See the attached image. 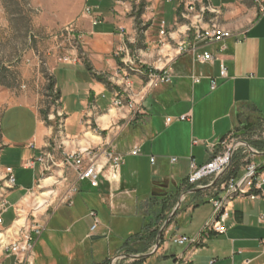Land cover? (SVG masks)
Returning <instances> with one entry per match:
<instances>
[{
  "label": "crops",
  "instance_id": "crops-1",
  "mask_svg": "<svg viewBox=\"0 0 264 264\" xmlns=\"http://www.w3.org/2000/svg\"><path fill=\"white\" fill-rule=\"evenodd\" d=\"M142 3L148 8L138 15L133 13L135 0H87L91 12L70 22L62 47L69 60L48 62L59 103L48 117H61L62 128L44 119L37 101L0 86V228L25 224L34 200V222L44 230L50 226L53 233L49 241H36L33 264H81L79 247L100 240L107 256L91 264H110L118 256L122 259L115 264H264V183L256 200L242 198L230 204L224 235L212 234L203 247L192 251L173 243L174 238L201 231L213 214L211 199L218 195L217 188L210 187L216 178L187 184L194 171L192 159L197 168L203 167L237 141L250 144L254 154L237 146L221 183L241 177L248 160L264 163V13L254 0H212L221 10L217 22L233 37L214 63L201 64L180 54V49L191 42L190 29L198 23L208 26L207 19L201 23L197 18L202 3L188 17L190 0ZM127 46L139 54L137 67L168 66L171 83L150 90L144 88V76L130 74L120 87L121 61L126 58L122 50ZM119 51L121 56L116 55ZM221 63L225 78L220 77ZM211 79L216 80L215 90ZM124 89V106L114 107ZM184 116L187 119L180 120ZM135 149L139 155H132ZM79 150H107L120 157L116 179L103 156L96 163L101 174L95 188L79 180L76 168L48 173L38 163L43 152L53 153L61 163L62 151ZM83 160L84 166L90 162L87 154ZM7 169L15 177L11 189L5 181ZM260 176L264 180V169ZM186 193L155 250L159 229ZM79 197L80 203L95 208L91 218L101 223L103 234L87 233L83 240L91 241H54L63 231L66 211ZM135 214L142 215L139 232L111 250L114 218ZM95 237L103 238L92 240ZM13 259L0 249L1 264H13Z\"/></svg>",
  "mask_w": 264,
  "mask_h": 264
},
{
  "label": "rangeland",
  "instance_id": "rangeland-1",
  "mask_svg": "<svg viewBox=\"0 0 264 264\" xmlns=\"http://www.w3.org/2000/svg\"><path fill=\"white\" fill-rule=\"evenodd\" d=\"M142 1L135 0L133 13L139 15L144 10ZM86 2L87 0H0V86L37 101L44 119L56 128L61 127L62 118L48 117L52 110L57 111L59 108L58 94L52 87L53 77L48 62L63 63L69 60L70 57L65 56L62 50L64 39L70 22L84 12H91L90 7L86 9ZM57 76L62 85L63 77L60 74ZM33 201H30L27 209L25 224L13 230L0 228V236L3 235L0 241L11 244L24 241L27 237H32L35 242L49 241L47 236L53 233L52 229L49 226L44 230L42 224L34 222L37 217L34 215ZM74 202L76 206L66 211L68 216L64 217L63 231L55 235L54 241H63V238L68 241H91L83 240L87 233L103 234L100 222L94 232L90 230L94 225L90 212L95 211V208L89 203H80V197ZM140 216L142 215H117L114 218L112 227L115 231L110 240L114 243L111 250L120 249L124 241L139 232L142 223ZM101 241L104 240H100V244L87 242L79 247L83 264L105 259L107 248ZM13 264H17L14 259Z\"/></svg>",
  "mask_w": 264,
  "mask_h": 264
},
{
  "label": "built area",
  "instance_id": "built-area-1",
  "mask_svg": "<svg viewBox=\"0 0 264 264\" xmlns=\"http://www.w3.org/2000/svg\"><path fill=\"white\" fill-rule=\"evenodd\" d=\"M167 1L168 3L174 2V0ZM211 1L212 0H190L188 13L185 15V17L190 16L191 13L196 10V5L202 3V8L199 10V15L197 18L201 23L207 19L208 26L206 28H202L198 23L194 28L190 29L189 31L192 33L191 42H189L187 46H181L182 48L180 49V54L184 53L191 55L196 62L201 64L214 63L217 55L222 54L227 50L226 43L233 37V33L224 30L217 22L218 17L221 15V11L214 8L211 4ZM254 1L258 4L259 12L263 14L264 0ZM94 24H97V21L94 22ZM160 34L164 36L166 35V32L162 31ZM122 54H124L126 58L121 61L120 71H122L123 79L119 84L120 87L124 85V81L127 80L130 74L144 76L146 79L144 88H148L150 90L156 89L161 85L171 83L172 75L170 74V70H168V66H165L160 70L155 69L154 67H149L147 69L143 67H137L139 54L136 50H132L129 46L122 50ZM116 55L121 56V52L119 51ZM226 74V67L221 63L220 77L225 78ZM193 79L195 83H199L201 80L198 77H193ZM216 88V80L211 79V89L215 90ZM127 94V89H124L121 93H118L116 99L113 102V106H124L123 97ZM186 119L187 117L185 116L180 118L182 121ZM168 122L170 123L171 119H168ZM239 142L240 141H237V143ZM235 145H233V147L228 149L225 153L215 156L209 164L203 167L197 168L195 160L192 159L191 169L194 171L189 175L187 184L194 186L206 179H217V177L221 175L227 168H230L229 166L232 164L233 155L237 149ZM62 146H60L59 149H62ZM85 154L89 156L90 160L89 164L86 166L83 164V157ZM139 154V149H135L132 152V155L134 156ZM102 156L108 161L107 166L111 172V178L116 179L121 159L107 150L101 152L92 150H79L75 153H67L62 151L61 163L59 160H57L53 153L43 152L38 158V163L42 164L45 171L48 173L52 170L62 167L76 168L79 172V180L88 181L90 185L95 188L99 186V176L101 174L96 163L97 160ZM154 162L155 159H151V163ZM172 162H177V159H172ZM263 169L264 163L258 164L248 160L246 163V171L241 177H232L226 182L221 183V180L227 174V171L220 181L214 187H212L215 189L217 188L216 192L218 195L211 199V204L213 207L211 219L205 223L201 231L195 237H177L173 239V243L179 246H185L190 249V251H192L203 247L210 235H224L227 232V222L230 217V204L236 199L249 198L251 200H256L258 198V194L256 193L261 190V185L264 183V180L261 179L260 176ZM5 181L8 183L7 188L11 189L15 186V177L13 176L11 169H7ZM92 217H94V214H92ZM261 219L264 221V217ZM2 223V219L0 218V225ZM98 224V221L95 220L94 225L91 227L92 232L97 229ZM40 235L42 234L40 233ZM35 245L36 242L33 241L32 237H27L24 241H15L11 244H6L3 241H0V249H2L5 254L13 255L17 264H33ZM183 264L187 263L185 262Z\"/></svg>",
  "mask_w": 264,
  "mask_h": 264
},
{
  "label": "water",
  "instance_id": "water-1",
  "mask_svg": "<svg viewBox=\"0 0 264 264\" xmlns=\"http://www.w3.org/2000/svg\"><path fill=\"white\" fill-rule=\"evenodd\" d=\"M240 145H244V146H246V148H248L249 149V151L251 152V153H253L254 154V151H253V149L251 148V146H250V144H248V143H243V142H239V144L237 143L236 145H235V147H237V146H240ZM230 167V166H229ZM228 169L229 168H227L221 175H219L218 177H217V179H216V181L210 186V187H214L219 181H220V179L223 177V175L228 171ZM187 195V193L186 194H184L182 197H181V199H180V202H179V204H178V207L167 217V219L165 220V222L163 223V225L161 226V228L159 229V231H158V234H157V242H156V247H155V250H157L159 247H160V244H161V242H162V240H163V237H164V233L166 232V230H167V228L169 227V225L171 224V222H172V220H173V218L175 217V215H176V213H177V211H178V208L181 206V204H182V202H183V200H184V197ZM101 238H103V237H95V238H92V240H99V239H101ZM119 259H122V257L121 256H118V257H116L115 259H113V261H112V264H115L116 263V261H118Z\"/></svg>",
  "mask_w": 264,
  "mask_h": 264
},
{
  "label": "bare ground",
  "instance_id": "bare-ground-1",
  "mask_svg": "<svg viewBox=\"0 0 264 264\" xmlns=\"http://www.w3.org/2000/svg\"><path fill=\"white\" fill-rule=\"evenodd\" d=\"M95 139V138H94ZM47 182V181H46ZM49 182V181H48ZM23 222L22 221H19L16 223V227H19V226H22ZM15 227V226H14ZM10 231V230H9ZM3 236V235H2ZM0 236V239H2L3 237Z\"/></svg>",
  "mask_w": 264,
  "mask_h": 264
},
{
  "label": "trees",
  "instance_id": "trees-1",
  "mask_svg": "<svg viewBox=\"0 0 264 264\" xmlns=\"http://www.w3.org/2000/svg\"><path fill=\"white\" fill-rule=\"evenodd\" d=\"M143 6V5H142ZM52 87H54V84L52 85Z\"/></svg>",
  "mask_w": 264,
  "mask_h": 264
}]
</instances>
